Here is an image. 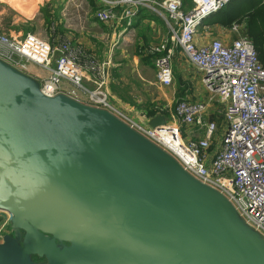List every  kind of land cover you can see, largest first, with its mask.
Masks as SVG:
<instances>
[{"label": "water", "instance_id": "water-1", "mask_svg": "<svg viewBox=\"0 0 264 264\" xmlns=\"http://www.w3.org/2000/svg\"><path fill=\"white\" fill-rule=\"evenodd\" d=\"M0 213V264H264V236L221 192L1 58Z\"/></svg>", "mask_w": 264, "mask_h": 264}, {"label": "built area", "instance_id": "built-area-1", "mask_svg": "<svg viewBox=\"0 0 264 264\" xmlns=\"http://www.w3.org/2000/svg\"><path fill=\"white\" fill-rule=\"evenodd\" d=\"M97 1L100 7L94 18L99 23L118 19L129 27L140 10L159 17L167 36L147 50L154 56L157 83L171 85V62L178 48L203 73L202 84L209 101L218 98L223 125L205 119L206 103L186 100L175 104L173 117L177 125L149 129L133 121L110 102L105 63L64 37L44 40L25 34L9 38L0 33V58L23 72L26 63L42 69L47 74L42 90L47 89L50 95L64 92L60 87L67 82L74 89L71 97L78 99L79 93L81 102L110 112L163 149L192 177L221 192L264 236V69L245 36L230 45L217 39L197 45L194 40L201 20L223 9L230 0H192V7L186 11L180 0ZM239 27L232 25L231 30L236 32ZM180 126L203 130L202 137L185 140Z\"/></svg>", "mask_w": 264, "mask_h": 264}, {"label": "crops", "instance_id": "crops-1", "mask_svg": "<svg viewBox=\"0 0 264 264\" xmlns=\"http://www.w3.org/2000/svg\"><path fill=\"white\" fill-rule=\"evenodd\" d=\"M31 1L23 0L21 4L25 8H30L29 3ZM63 2L64 0H42L36 3L33 10L24 11L27 14L14 9L11 3L4 0H0V6L5 5L10 8L17 14V17H39L38 22L41 23V27L48 26L41 12V8H45L43 7L44 3H47L49 14L59 13V16L57 15L54 20L50 19L57 26L55 31L62 35L57 36L70 40L72 44H80L86 52L105 63V85L110 102L133 121L144 125L157 115H161L166 124L177 125V121L173 117L175 104L180 100H186L206 103L205 119L215 123L219 121L221 123L217 125H223L222 106L218 98L209 101V94L202 84L203 73L193 67L178 48L175 49L171 62V85L162 86L157 83L154 56L150 55L147 50L151 46L158 45L167 36V28L159 17L147 10H140L129 27L124 21L118 19L108 23H99L94 18V13L100 5L97 0H93L91 4L94 9L91 14L93 23L91 24L92 28H98L99 31L97 33L92 29L91 33H88L91 36L95 33L97 35L96 40L91 43L86 36L74 37L72 32L62 30V25L68 20L66 14L69 13L68 10L71 7L67 5L70 0L65 5ZM220 13L221 11L206 18L197 27L194 38L197 45L208 44L214 39L221 41L224 45H230L233 40L245 36L243 24L239 25L240 27L236 32L232 31L231 27L228 28L219 24L220 18L216 16ZM64 27L68 28L66 25ZM20 35L12 37L15 38ZM41 38L43 37L41 36ZM43 39L46 40V38ZM28 64L31 63L25 64V73L39 81L42 86L47 74L42 69L41 74L39 71V75L29 71ZM31 65L39 70V67ZM60 89L64 91L63 93L74 90L67 82H62ZM77 94L79 95V93ZM79 99L82 100L81 96L77 100ZM180 129L185 140L198 139L203 134V130L196 127L180 126ZM1 214L4 215V213Z\"/></svg>", "mask_w": 264, "mask_h": 264}, {"label": "rangeland", "instance_id": "rangeland-1", "mask_svg": "<svg viewBox=\"0 0 264 264\" xmlns=\"http://www.w3.org/2000/svg\"><path fill=\"white\" fill-rule=\"evenodd\" d=\"M4 1L11 3L13 5L14 9H17V10H19L25 14H27V13L24 11H26L27 9L33 10L36 3H37L35 0L34 1L30 0L31 1L29 3L30 8H25L22 6L23 4H21V1H23V0H4ZM37 1L39 2L42 0H37ZM68 1L69 0H64L63 5H65ZM92 1L93 0H70V3L67 4V5L71 6L68 10L69 13L66 14L68 16V20L66 22H64V24L62 25V30H68L69 32H72L74 37L86 36L87 39L91 43L93 42V40H96L97 35L95 33L91 36V34L88 35V33H91L92 29H94L97 33L99 31L98 28H92V24H91V23H93L92 18H91V14L94 10L92 5H91ZM180 1L182 2V6H183L182 9L183 10L187 9V6L190 5L189 0H180ZM51 2H53V1H51ZM230 2H231V4L229 6H226L221 11V13L216 17L223 18V16L226 14L225 12H227V11L239 12V11H243L244 9L249 8L250 6L253 5V2L251 3V2H249V0H230ZM46 4L47 3L43 4V7H45L43 9L47 12V14L42 13L43 17H44V19H46V18L49 19V17H51L50 19L54 20L57 17V15L59 16V13L54 12V13H51L52 15L49 14V10H48ZM38 18L39 17H37V18L17 17V14L14 11H11L10 8L6 7L5 5H1L0 6V33L6 35L9 38H12V36H17L19 34H21V35L18 37H21L25 34H34L35 36H37L39 38H41V36H42L43 38H46V39L52 38L53 36L61 35L55 31V28H57V26H55L54 21L49 20L50 23L48 24L47 27H45V26L41 27V23L38 22ZM65 25L68 28H65L64 27ZM18 37H15V38H18ZM43 38H41V39H43ZM76 44L78 45V43H76ZM27 68L29 71L31 70V71H33V73H36L37 75H39V71L41 74V69L38 68L39 70H36L34 68V66H32L31 64H28ZM70 93H71V91H66L65 94L70 96ZM80 96L81 95L79 94L78 97H80ZM218 123H221V122L218 121ZM222 129H223V126H221V128H219V130H218L219 135L221 134ZM4 215H2L0 213V228L2 227L1 225L4 223V221L7 218V215L6 214H4Z\"/></svg>", "mask_w": 264, "mask_h": 264}, {"label": "trees", "instance_id": "trees-1", "mask_svg": "<svg viewBox=\"0 0 264 264\" xmlns=\"http://www.w3.org/2000/svg\"><path fill=\"white\" fill-rule=\"evenodd\" d=\"M38 2L37 0H35ZM187 9L192 7V1ZM253 5L243 11H227L223 18L219 19V24L224 27H232V25H244V35L252 43L256 57L262 68L264 69V0H249ZM222 11V10H221ZM43 14H47L41 9ZM50 18L45 19V23H50Z\"/></svg>", "mask_w": 264, "mask_h": 264}, {"label": "bare ground", "instance_id": "bare-ground-1", "mask_svg": "<svg viewBox=\"0 0 264 264\" xmlns=\"http://www.w3.org/2000/svg\"><path fill=\"white\" fill-rule=\"evenodd\" d=\"M229 3H230V2H229ZM229 3H228V4H229ZM228 4H227V5H228ZM227 5H226V6H227ZM226 6H225V7H226ZM225 7H224V8H225ZM224 8H223V9H224ZM223 9H221V10H223ZM221 10H219V11H221ZM219 11L213 12V13H211V14L205 16L201 21L203 22L206 18L210 17L211 15H213V14L219 12ZM43 94L49 96V93H47V89L43 91Z\"/></svg>", "mask_w": 264, "mask_h": 264}]
</instances>
